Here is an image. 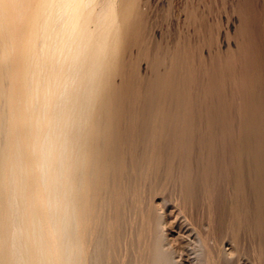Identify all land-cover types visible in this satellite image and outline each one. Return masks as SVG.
Instances as JSON below:
<instances>
[{
    "label": "bare ground",
    "instance_id": "obj_1",
    "mask_svg": "<svg viewBox=\"0 0 264 264\" xmlns=\"http://www.w3.org/2000/svg\"><path fill=\"white\" fill-rule=\"evenodd\" d=\"M154 1L0 0V264H264V0Z\"/></svg>",
    "mask_w": 264,
    "mask_h": 264
},
{
    "label": "rangeland",
    "instance_id": "obj_2",
    "mask_svg": "<svg viewBox=\"0 0 264 264\" xmlns=\"http://www.w3.org/2000/svg\"><path fill=\"white\" fill-rule=\"evenodd\" d=\"M187 1H189V0H173V8L169 11H167V7H166V3L167 2H169V0H163L162 2H158V1H154V2H152L151 3V9L152 10H149L151 13H148V17H150V16H152L151 18H153V23L154 24H152V22H151V25H152V31H154V32H152L151 33V36L150 37H152V38H154V39H157V37H158V40L160 39L159 37H161V38H164V36H165V33H163V32H166L167 33V30H169L170 31V33H169V31H168V33H169V36L171 37V39H174V37L173 36H178V33H179V35H183V33L181 32L182 30H181V28L183 29V30H185L186 28H184V27H187V22H188V20L186 19L187 18V16H188V12H187V14H186V12L185 13H183L182 14V12L184 11V9H183V7H181V5L182 4H184L185 5V3L186 4H188L189 6L192 4H190V2H194V3H196L195 4V6L198 4V3H201V2H203V6H204V4L205 5H207L208 6V3H210V5L208 6V9H207V13H206V17H208V18H210L209 20H210V22L208 21V18H206V22H208V24L209 25H211V24H216L217 22H223L224 24H225V22H226V24H227V18L228 17H224V16H228V15H226L227 14V12L226 11H229L228 9H225V8H223V6H227L226 8H230V0H201V1H198V0H190V2H188L187 3ZM196 1V2H195ZM210 1V2H209ZM216 3H215V2ZM223 1V2H222ZM226 1V2H225ZM183 2V3H182ZM208 2V3H207ZM212 2H214V4L212 3ZM227 3L228 5H226L225 3ZM182 3V4H181ZM194 3H193V6H194ZM207 3V4H206ZM211 3H212V5H211ZM231 3H232V1H231ZM225 4V5H224ZM184 5H182V6H184ZM215 5H217V6H215ZM220 5V6H219ZM223 5V6H222ZM188 6V7H189ZM211 6V8H209ZM219 6V7H218ZM184 7H187V5H185ZM206 7V6H205ZM179 8H181L180 10H179ZM218 8H220L219 9V11L220 10H223V12L221 13V15L220 16H218L217 14H218V12L219 11H217L218 10ZM222 8V9H221ZM189 9V8H188ZM225 9V10H224ZM181 10H183L181 13L179 12V11H181ZM186 10V9H185ZM213 10V11H212ZM165 11V12H164ZM188 11V10H187ZM215 11H217V13H215ZM214 12V13H213ZM221 12V11H220ZM170 13V14H169ZM214 14H216L215 16H211V15H214ZM220 14V13H219ZM228 14H229V12H228ZM165 15H168L167 17L165 16ZM183 15H186L185 17V19H186V21L187 22H185V19H183L184 18V16ZM219 17H221L222 18V20H225V21H221L220 19H219ZM151 18H148L149 19V23H150V20H151ZM155 18V19H154ZM212 18V19H211ZM218 18V19H217ZM181 20V21H180ZM213 20V21H212ZM232 20L234 21V19L232 18ZM182 21H184V22H182ZM156 22V23H155ZM182 24H181V23ZM212 22V23H211ZM180 23V24H179ZM211 23V24H210ZM222 23V24H223ZM156 24H158V25H156ZM223 24V26H225ZM154 25V26H153ZM156 25V26H155ZM185 25V26H184ZM181 26V27H180ZM183 26V27H182ZM227 26V25H226ZM156 27V28H155ZM177 27H178V29H177ZM180 27V28H179ZM154 28V29H153ZM180 29V30H179ZM177 30V34L175 33V31ZM172 32V33H171ZM184 32V34H185V31H183ZM173 33H175V34H173ZM164 34V35H163ZM171 34V35H170ZM156 36V37H155ZM165 37H167V36H165ZM176 38V37H175ZM161 198H158L157 200H156V202H157V204H158V202H159V205H160V207H161V209H162V211H165L167 214H168V216L170 217H167V223H168V225H171V224H173L174 225V228H172L170 231L168 230V232H167V234H168V238H169V241H170V243L172 244V246H173V248H174V250H175V257H176V259L178 258V257H180V256H182L181 258H178L176 261L178 262L179 261V263L178 264H190V263H192V262H195V256H196V252H194V251H196V245H197V237H196V234H195V232H194V230L192 229L193 227L192 226H189L187 223H185V221H184V219L178 214V211H177V209L176 208H174L169 202H165L164 204L163 203H161V200H160ZM166 204V205H165ZM164 205V206H163ZM166 206V207H165ZM159 207V206H158ZM159 207V208H160ZM174 209V210H173ZM175 214H178V215H176L175 216ZM174 216H175V219H173L174 218ZM178 216V217H177ZM173 220H172V219ZM191 228V229H190ZM229 242H226V241H224V247L226 248V250H227V252L232 256V257H237L236 255V252H235V250H231V249H234L232 246H231V244H230V247H229ZM195 247V248H194ZM227 247H229L228 249H227ZM232 247V248H231ZM194 249V250H193ZM230 249V250H229ZM232 251V252H231ZM231 252V253H230ZM235 252V253H234ZM195 253V254H194ZM233 253V254H232ZM234 254H236V255H234ZM230 255H228V257L230 258H228L229 259V261L231 262V258L232 257H230ZM244 256V255H243ZM242 255H241V257H239L238 258V260L236 261V259L234 260L235 262H238V264H251V262H250V260L249 259H244V257H246V256H244L243 257ZM234 257V258H235ZM242 257H243V259H242ZM241 258V259H240ZM182 261H181V260ZM232 260V262L233 263H230V264H235L234 263V261ZM241 262H240V261ZM247 260V262H245ZM181 261V262H180ZM192 261V262H191ZM243 262V263H242ZM250 262V263H249ZM195 263H197V262H195ZM195 263H193V264H195ZM228 264H229V262H228ZM237 264V263H236Z\"/></svg>",
    "mask_w": 264,
    "mask_h": 264
}]
</instances>
